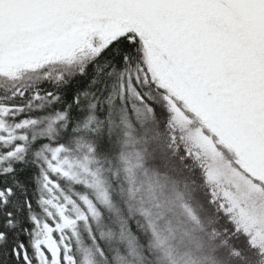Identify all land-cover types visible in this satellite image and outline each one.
Segmentation results:
<instances>
[{
  "label": "snow or ice",
  "instance_id": "snow-or-ice-1",
  "mask_svg": "<svg viewBox=\"0 0 264 264\" xmlns=\"http://www.w3.org/2000/svg\"><path fill=\"white\" fill-rule=\"evenodd\" d=\"M0 264H264V0H0Z\"/></svg>",
  "mask_w": 264,
  "mask_h": 264
}]
</instances>
